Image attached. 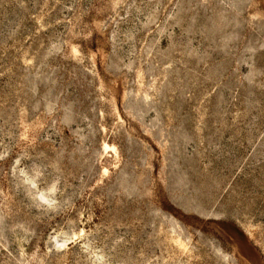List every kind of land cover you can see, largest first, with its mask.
I'll list each match as a JSON object with an SVG mask.
<instances>
[{
	"label": "rangeland",
	"instance_id": "obj_1",
	"mask_svg": "<svg viewBox=\"0 0 264 264\" xmlns=\"http://www.w3.org/2000/svg\"><path fill=\"white\" fill-rule=\"evenodd\" d=\"M0 264H264V0H0Z\"/></svg>",
	"mask_w": 264,
	"mask_h": 264
},
{
	"label": "clouds",
	"instance_id": "obj_2",
	"mask_svg": "<svg viewBox=\"0 0 264 264\" xmlns=\"http://www.w3.org/2000/svg\"><path fill=\"white\" fill-rule=\"evenodd\" d=\"M55 194H56L55 188H51L48 190L47 193L45 192L38 193L36 198L42 203H47L50 197L55 196Z\"/></svg>",
	"mask_w": 264,
	"mask_h": 264
}]
</instances>
